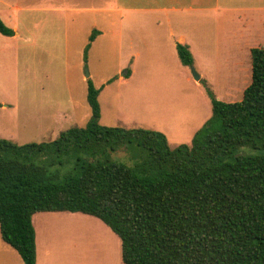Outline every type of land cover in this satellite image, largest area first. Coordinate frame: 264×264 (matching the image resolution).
I'll return each instance as SVG.
<instances>
[{
	"label": "trees",
	"instance_id": "trees-1",
	"mask_svg": "<svg viewBox=\"0 0 264 264\" xmlns=\"http://www.w3.org/2000/svg\"><path fill=\"white\" fill-rule=\"evenodd\" d=\"M0 33L16 35L1 17ZM176 49L192 66L189 48ZM250 54L242 100L221 101L207 88L212 115L190 144L171 148L155 130L102 126V88L90 79L85 127L24 145L0 136L2 239L24 264H37L34 215L78 212L119 237L123 264H264V48ZM120 149H137L138 160H112ZM38 157L72 159L75 168L61 177L36 164Z\"/></svg>",
	"mask_w": 264,
	"mask_h": 264
},
{
	"label": "rangeland",
	"instance_id": "rangeland-1",
	"mask_svg": "<svg viewBox=\"0 0 264 264\" xmlns=\"http://www.w3.org/2000/svg\"><path fill=\"white\" fill-rule=\"evenodd\" d=\"M6 1L19 5V9H0V17L7 26H16L18 34L8 37L0 33V136L18 145L51 142L63 131L85 127L91 117L87 101L89 79L96 88H102L99 95L102 126L155 130L167 137L171 148L190 144L212 115L207 88L217 98H223L221 90L232 88V93L239 96L251 83L250 72V79L242 80L245 73L240 69L245 65H240L241 59L238 58L242 63L234 64L237 42L244 48H264V24L259 22L258 13L254 23L246 18L241 22L239 14L230 10L222 14L219 33H209L207 46L197 45L192 66L181 63L176 48L174 54L171 50L154 51L163 56L149 60L153 65L146 64L145 59L129 66L128 60L124 64L117 57L119 50L101 49L98 43L86 53V45L81 48V41L87 39L88 43L90 34L85 30L67 32L65 24H61L59 31L55 30L56 6L78 8L85 12L80 15L81 21H87L88 11L97 3ZM253 1L249 7L255 4ZM220 4L234 3L221 0ZM247 13L252 18L254 11ZM243 25L249 27L245 33L236 31ZM192 67L201 75L198 83ZM130 70H134L132 78L121 79ZM242 98L243 94L232 101ZM136 150L120 149L111 152L110 158L132 164L140 155ZM243 152L259 153L249 148ZM34 162L61 177L75 168L72 159L38 157ZM51 215L46 220L40 216L34 220L42 258H46L47 252H54L56 264H123L119 237L100 219L78 212Z\"/></svg>",
	"mask_w": 264,
	"mask_h": 264
},
{
	"label": "crops",
	"instance_id": "crops-1",
	"mask_svg": "<svg viewBox=\"0 0 264 264\" xmlns=\"http://www.w3.org/2000/svg\"><path fill=\"white\" fill-rule=\"evenodd\" d=\"M56 1L61 3L63 2V0ZM88 1H93V3L97 4H95L94 8L88 11L90 14L86 15V17H88L87 21L85 19L81 21L80 15L85 14V12L78 8L68 9L62 4L60 6L58 5L59 7L56 6V10L54 11V13H56L55 30L59 31V29H61V24H65L67 32L71 31L75 33H82V30H85L91 36L93 32L97 31L96 37L94 41L91 42L90 48H93V45L98 43L101 49H112L115 51L119 50L120 52L117 53V57L120 60H125L124 62L122 61L124 64H127L128 60L129 66L135 65L140 60L145 59L148 60L146 61V64L153 65V63L149 60L161 58L163 56V54L154 51L171 50L174 54L177 44L187 46L192 55L194 54V58L195 49L198 47L197 45L201 43L206 44L207 38H210L209 33H214V31L219 33L218 26L222 21V14L225 11L233 10L239 14V21L244 22V19L246 18L249 22L251 19V23L255 22V13H258L257 17L259 18V22L264 24V0H255V4H253L251 7H249V4L254 3L253 0H230V2H233L234 4L224 6H221V0ZM11 4L13 3L2 0L0 1V9L2 11H7L8 8L10 10L19 9V5ZM248 10L254 11L252 18L247 13ZM248 28L249 27L243 25L242 27L239 26L236 31H239L243 34ZM13 29L15 30L16 34H18L17 27L14 26ZM90 36L88 43L87 39L81 41V44H83L81 48H83L84 45L87 46L90 43ZM122 47L125 49H122ZM236 48L237 54L233 56L235 57L234 59H237V62L234 64H240L242 61L243 63L241 62L242 64L240 65H245V68L240 69L244 70L243 73H245V77L242 80L244 81L245 78L250 79L249 72L252 74L251 54L250 60L248 56L249 52L254 47L244 48L240 42H237ZM76 49L81 50L79 47H76ZM149 49H151V51L153 49L154 50L149 55L145 54V51H148ZM123 50H126V52L123 53ZM238 58H240L241 61H239ZM133 74L134 70H130L126 72L124 76H121V79L125 77V79L129 80L132 78ZM249 81L251 82V80ZM232 91V88H228V90L225 89L224 91L221 90V92L224 94V97H218L219 100L224 102H234L232 101L233 99L236 101L240 95L244 94L241 93L238 96L237 94L235 95V93H232ZM53 213L69 212L37 213L33 217L34 227V220L38 216H40L39 218L46 220L47 216H52L51 214ZM35 231L37 264H56L58 259L56 258L54 252H47L46 258L41 257L38 245V231L36 227ZM0 264H24V261L17 250L2 239L1 229ZM65 264L72 263L65 262Z\"/></svg>",
	"mask_w": 264,
	"mask_h": 264
},
{
	"label": "water",
	"instance_id": "water-1",
	"mask_svg": "<svg viewBox=\"0 0 264 264\" xmlns=\"http://www.w3.org/2000/svg\"><path fill=\"white\" fill-rule=\"evenodd\" d=\"M192 73L196 79V81H200L201 79V75L196 71V69L194 67H192ZM89 76V74H87V77Z\"/></svg>",
	"mask_w": 264,
	"mask_h": 264
}]
</instances>
